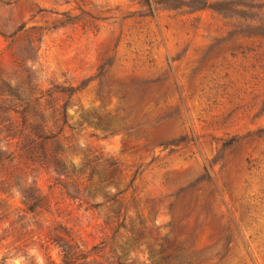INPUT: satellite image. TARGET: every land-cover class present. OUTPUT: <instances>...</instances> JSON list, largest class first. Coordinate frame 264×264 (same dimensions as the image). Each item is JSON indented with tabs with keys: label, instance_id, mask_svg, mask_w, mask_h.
Wrapping results in <instances>:
<instances>
[{
	"label": "rangeland",
	"instance_id": "obj_1",
	"mask_svg": "<svg viewBox=\"0 0 264 264\" xmlns=\"http://www.w3.org/2000/svg\"><path fill=\"white\" fill-rule=\"evenodd\" d=\"M179 1L0 0L4 264H264V0Z\"/></svg>",
	"mask_w": 264,
	"mask_h": 264
},
{
	"label": "trees",
	"instance_id": "obj_2",
	"mask_svg": "<svg viewBox=\"0 0 264 264\" xmlns=\"http://www.w3.org/2000/svg\"><path fill=\"white\" fill-rule=\"evenodd\" d=\"M177 0H160L161 3H169V2H176ZM144 3L149 7V10H155L154 2L153 0H144ZM180 4H184L186 6H189L193 9H203V8H210L213 10H219L220 6L217 4H207L206 0H189V1H179ZM62 119L64 120L65 114L62 112L61 114ZM36 121V120H35ZM39 121H37V125L35 128L42 129ZM35 134L40 138L43 136V134H39L37 130H35ZM12 135V134H9ZM45 138V137H43ZM41 148L43 145V142L40 143ZM60 165V161L58 162ZM26 199H30V204H27L28 209H34L38 202L37 200H40L38 196H33L32 198L26 197ZM27 203V202H26ZM56 244L60 247L62 252V264H92L91 261L88 259V254H84L80 252V250L77 248L76 245H74L71 242L64 241V240H54ZM86 260V261H85ZM0 264H4L2 260H0ZM103 264V263H100ZM106 264H124L120 262L119 260L112 262L111 260H108Z\"/></svg>",
	"mask_w": 264,
	"mask_h": 264
}]
</instances>
